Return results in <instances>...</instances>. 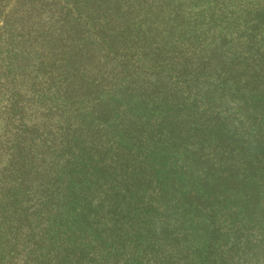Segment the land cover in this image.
I'll list each match as a JSON object with an SVG mask.
<instances>
[{"label":"trees","instance_id":"16d2710c","mask_svg":"<svg viewBox=\"0 0 264 264\" xmlns=\"http://www.w3.org/2000/svg\"><path fill=\"white\" fill-rule=\"evenodd\" d=\"M0 264H264V0H0Z\"/></svg>","mask_w":264,"mask_h":264}]
</instances>
